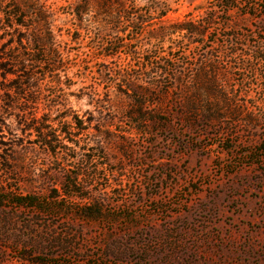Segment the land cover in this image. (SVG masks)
<instances>
[{
    "label": "rangeland",
    "instance_id": "obj_1",
    "mask_svg": "<svg viewBox=\"0 0 264 264\" xmlns=\"http://www.w3.org/2000/svg\"><path fill=\"white\" fill-rule=\"evenodd\" d=\"M102 2L0 0V264H264V0Z\"/></svg>",
    "mask_w": 264,
    "mask_h": 264
},
{
    "label": "trees",
    "instance_id": "obj_2",
    "mask_svg": "<svg viewBox=\"0 0 264 264\" xmlns=\"http://www.w3.org/2000/svg\"><path fill=\"white\" fill-rule=\"evenodd\" d=\"M112 0H103L102 5L100 6L103 12L107 14V16L112 17V13L114 12ZM79 13H76V16H78V20L81 21ZM165 16V15H163ZM22 15L17 13V11H14L13 13L6 16L5 21L7 28L11 29L13 32H18L21 34L22 30L25 28L28 29L27 25H25L23 21ZM3 22V20H2ZM145 21H141L138 23V26L140 28H143L145 26ZM201 34V32L198 30V27L196 25H193L191 23L186 22H177L174 23L168 27L162 26L150 33L151 39H164L168 34H178L181 36H185L187 34ZM24 34V33H23ZM14 36V35H13ZM26 40L24 35H21L20 38H16V44L17 46L21 47L22 44H24V41ZM121 47H127L129 44L123 42L119 43ZM28 52V53H25ZM20 57H6L1 59L0 58V106L4 103H8L7 108L12 110L15 109V104L13 102V99L17 97L21 92L26 88L28 83H25V81L32 82L33 78L31 75L28 74L30 71L29 69V63L36 65L41 64L43 60L39 57V52H30L26 50ZM52 53V52H51ZM51 53L49 55H51ZM47 54V53H46ZM134 53L130 51V55H133ZM48 55V54H47ZM48 55V56H49ZM45 64V63H44ZM180 75V74H179ZM127 75H124V78H126ZM196 74H191L189 79H193V86L195 82ZM130 83H128L125 87L124 93L126 96H131V93L134 94L135 99H139V94H146V86L144 84L137 85L136 83H131L132 81L128 79ZM175 80L178 81V83L182 82V77H175ZM30 84V83H29ZM170 87L167 89L169 90ZM195 89V87H194ZM195 91V90H194ZM193 89L189 91V89H185L183 91V94H189L192 95L194 93ZM137 94V95H136ZM197 94H194L192 97H195ZM136 101V100H134ZM140 107L143 106L142 103L139 104ZM191 109V108H190ZM37 132V138H43L44 140H50L49 135H44L43 137H40L39 132ZM48 138V139H47ZM0 145L4 146L3 143H0ZM48 145V143H47ZM16 204L23 206V205H29L32 206L35 204L33 199L31 197H24L21 199L15 200Z\"/></svg>",
    "mask_w": 264,
    "mask_h": 264
}]
</instances>
